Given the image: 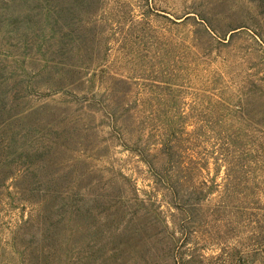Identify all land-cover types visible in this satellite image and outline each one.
<instances>
[{
    "label": "rangeland",
    "instance_id": "rangeland-1",
    "mask_svg": "<svg viewBox=\"0 0 264 264\" xmlns=\"http://www.w3.org/2000/svg\"><path fill=\"white\" fill-rule=\"evenodd\" d=\"M0 264H264V0H0Z\"/></svg>",
    "mask_w": 264,
    "mask_h": 264
}]
</instances>
